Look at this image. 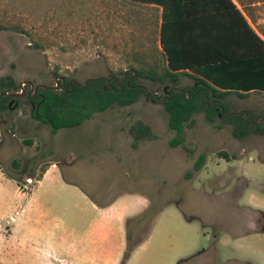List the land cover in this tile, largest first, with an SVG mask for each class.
Masks as SVG:
<instances>
[{"label":"rangeland","instance_id":"rangeland-1","mask_svg":"<svg viewBox=\"0 0 264 264\" xmlns=\"http://www.w3.org/2000/svg\"><path fill=\"white\" fill-rule=\"evenodd\" d=\"M117 7L113 0H0V78L12 75L18 84L29 82L35 88L43 85L57 90H63L62 79L79 85L93 79H127L123 72L136 65L137 56L149 48L152 37L138 27L127 28L123 24L126 16H117ZM137 83L161 99L170 94V87L143 79ZM192 85L183 76L176 89ZM30 89V84H23L17 98L21 106L2 115L0 123V169L6 176L18 174L21 183L16 182L26 196L52 162H60L69 174L83 164L74 165L71 158L98 155L103 160L85 178L93 184L95 195L140 191L151 198L155 209L174 203L187 213L219 221L225 227L242 217L231 206L261 197L257 188L264 180V136L257 128L263 124L264 100L257 95L245 99L231 95L224 101L231 115L245 117L247 113L241 129L226 123L230 115L223 111L214 125L200 113L194 127L185 129V145L172 148L175 133L168 128L169 115L162 101L143 96L132 106L113 107L79 128L52 135L49 127L31 117ZM137 121L149 125L158 139L145 141L134 150L129 130ZM187 149L193 151L191 158ZM201 155L206 156V162L195 171ZM14 160L19 161L18 171L12 166ZM15 192L16 183H8V197L0 201L2 208L13 204L7 219L0 222L3 230L11 226L22 201ZM149 222L132 230L134 243L148 236ZM263 227L264 219L259 228ZM208 231L211 239L219 234L212 228ZM5 250L0 263L14 264L15 242H9Z\"/></svg>","mask_w":264,"mask_h":264},{"label":"trees","instance_id":"trees-1","mask_svg":"<svg viewBox=\"0 0 264 264\" xmlns=\"http://www.w3.org/2000/svg\"><path fill=\"white\" fill-rule=\"evenodd\" d=\"M120 5L135 14L123 22L131 28L138 27L140 32L148 31L152 37L149 48L137 56L136 65L130 66V72H123L127 79H93L73 86L70 82L65 85L60 82L63 90L38 89L27 95L32 119L49 127L52 135H56L62 129L79 128L113 107L132 106L143 96L160 101L147 94L145 89L151 93L147 87L137 83L143 79L170 87V94L164 95L161 103L169 115L168 128L175 133L170 142L172 148L185 145V129L194 127L195 116L200 113L205 115L208 124L214 125L223 111L230 115L225 122L241 129L242 117L231 115L224 101L231 95L245 99L253 91L264 93V40L232 0H125ZM157 7L163 9L161 17ZM144 11L151 12V17H145ZM183 76L193 82L183 89L190 94H172L171 90L179 87ZM19 91V84L12 75L0 78V123L2 115L21 106L16 95ZM245 129L244 126L242 131ZM257 129L264 136V123ZM247 133L245 131L244 135ZM129 135L134 150L145 141L158 139L152 128L142 121L131 126ZM187 152L191 158L193 151L187 149ZM205 162L206 156L201 155L194 170L200 171ZM12 166L18 171L19 161L14 160ZM46 170L43 169L36 182ZM7 177L20 185L18 174H7ZM162 208L151 206L127 221V248L121 264H126L144 241L134 243L132 230L149 220L152 227ZM260 216L259 225L264 212ZM182 263L184 261L178 264Z\"/></svg>","mask_w":264,"mask_h":264},{"label":"crops","instance_id":"crops-1","mask_svg":"<svg viewBox=\"0 0 264 264\" xmlns=\"http://www.w3.org/2000/svg\"><path fill=\"white\" fill-rule=\"evenodd\" d=\"M113 1L119 3L117 16H135L120 5L125 0ZM232 2L264 40V0ZM157 8L161 17L163 9ZM144 12L145 17H151V12ZM251 95L264 100L262 92L253 91L247 97ZM70 160L74 165L83 164L68 174L60 162H52L28 196L0 169V201L8 197L7 184L12 182L16 183L14 196L22 200L11 226L0 228V257L7 254L5 248L14 241V264L122 263L127 248V221L148 210L151 198L135 190L95 195L93 184L85 179L86 173L92 172L91 168L103 158L81 155ZM258 186L260 198L253 196L246 205L231 206L242 217L235 218L234 225L228 227L166 203L127 264H264V231L259 228L258 218L264 212V180ZM12 205L0 207V222L7 219ZM209 228L219 234L211 239Z\"/></svg>","mask_w":264,"mask_h":264},{"label":"water","instance_id":"water-1","mask_svg":"<svg viewBox=\"0 0 264 264\" xmlns=\"http://www.w3.org/2000/svg\"><path fill=\"white\" fill-rule=\"evenodd\" d=\"M62 80H63V79H62ZM23 84H24V85H28V84H30L32 88H35L31 83H29V82H24V83H20V84H19L20 89L23 88ZM38 89H55V88L46 87V86L41 85V86H37V87H36V90H38ZM145 90H146V92H147L148 95H150V96H154V97L158 98L160 101H164V99L159 98V96H158L157 93H150L147 89H145ZM164 91H165V94H167V92H168V91H167V88H164ZM175 92H187L188 94H190V92H189L188 90H183V89H174V90H171V93H172V94H174ZM7 95H8V94H6L5 96H7ZM16 95H17V96H20L21 94H16ZM22 95H23V94H22ZM218 104H219V102H218ZM232 115H238V113H234V114H232ZM245 117H247V113H245ZM262 122L264 123V120H262Z\"/></svg>","mask_w":264,"mask_h":264},{"label":"flooded vegetation","instance_id":"flooded-vegetation-1","mask_svg":"<svg viewBox=\"0 0 264 264\" xmlns=\"http://www.w3.org/2000/svg\"><path fill=\"white\" fill-rule=\"evenodd\" d=\"M124 81H125V80H124ZM61 82H62L63 85L66 84V81H65L64 79L61 80ZM70 84L73 86L75 83H74L73 81H71ZM36 92H37L36 88H32V87H31L29 93L31 94V93H36ZM166 96H167V95H166ZM221 116H222V114H219V117H221ZM244 118H245V117H242V119H241V124H242V125H243L244 122H245V121H244ZM250 122H251V121H248L247 125H248Z\"/></svg>","mask_w":264,"mask_h":264},{"label":"built area","instance_id":"built-area-1","mask_svg":"<svg viewBox=\"0 0 264 264\" xmlns=\"http://www.w3.org/2000/svg\"><path fill=\"white\" fill-rule=\"evenodd\" d=\"M29 183H31V180L30 181H28Z\"/></svg>","mask_w":264,"mask_h":264}]
</instances>
